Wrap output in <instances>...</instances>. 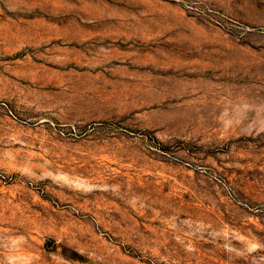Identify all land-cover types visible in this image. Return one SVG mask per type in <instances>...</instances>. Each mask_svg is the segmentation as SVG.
I'll use <instances>...</instances> for the list:
<instances>
[{"label":"rangeland","instance_id":"obj_1","mask_svg":"<svg viewBox=\"0 0 264 264\" xmlns=\"http://www.w3.org/2000/svg\"><path fill=\"white\" fill-rule=\"evenodd\" d=\"M0 264H264V0H0Z\"/></svg>","mask_w":264,"mask_h":264}]
</instances>
